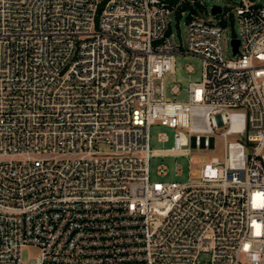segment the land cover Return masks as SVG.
I'll return each instance as SVG.
<instances>
[{
	"label": "built area",
	"instance_id": "1",
	"mask_svg": "<svg viewBox=\"0 0 264 264\" xmlns=\"http://www.w3.org/2000/svg\"><path fill=\"white\" fill-rule=\"evenodd\" d=\"M198 3L0 0V264H264V5ZM179 56L203 63L186 102ZM155 126L175 147L151 149ZM220 145L186 183L152 179Z\"/></svg>",
	"mask_w": 264,
	"mask_h": 264
},
{
	"label": "rangeland",
	"instance_id": "2",
	"mask_svg": "<svg viewBox=\"0 0 264 264\" xmlns=\"http://www.w3.org/2000/svg\"><path fill=\"white\" fill-rule=\"evenodd\" d=\"M204 7L200 6L199 3L195 5L198 12L205 16L206 10L211 11L214 6H220L230 11L237 0H200ZM259 5H264V0H255ZM188 6L184 5L182 10L179 11V15L183 10H186ZM235 13V12H234ZM189 17V11H185L180 19H175L171 16L172 30L175 36V40L178 44L185 43L187 34V22ZM240 35V25L237 17L233 18L227 24L226 29V49L227 57L232 58L231 54V40ZM192 66L194 68V73H188L186 67ZM202 60L194 56H179L177 58V70L175 75H168L166 77L167 88H171L174 85H178L181 88V93L177 96V101L186 102L188 100V87L191 82H200L202 80ZM168 98L174 100V96L168 94ZM167 133L169 136L168 143H161L158 140L159 134ZM175 147L174 133L167 128L161 126H155L151 130V149L153 151L167 150ZM223 154L221 145L216 151L205 152L198 149L191 150L187 156H178L171 158H161L157 157L151 160V171L152 179L154 181H164V182H181L186 183L189 177V171L194 169L195 166H200L208 163L212 158H220ZM165 164L170 169V175L167 178L160 179L156 176V169L159 165ZM180 166L183 169V175L180 177L175 176V168ZM196 179L197 177H192ZM40 255V250L37 248H28L22 252L23 262L29 263L35 260Z\"/></svg>",
	"mask_w": 264,
	"mask_h": 264
},
{
	"label": "water",
	"instance_id": "3",
	"mask_svg": "<svg viewBox=\"0 0 264 264\" xmlns=\"http://www.w3.org/2000/svg\"><path fill=\"white\" fill-rule=\"evenodd\" d=\"M221 13V7L220 6H215L213 9V15H219ZM233 45L235 47V53H237L238 47H239V42L238 41H234Z\"/></svg>",
	"mask_w": 264,
	"mask_h": 264
},
{
	"label": "trees",
	"instance_id": "4",
	"mask_svg": "<svg viewBox=\"0 0 264 264\" xmlns=\"http://www.w3.org/2000/svg\"><path fill=\"white\" fill-rule=\"evenodd\" d=\"M166 1H168L171 4H175L177 2V0H166ZM178 16H179V13H178Z\"/></svg>",
	"mask_w": 264,
	"mask_h": 264
}]
</instances>
